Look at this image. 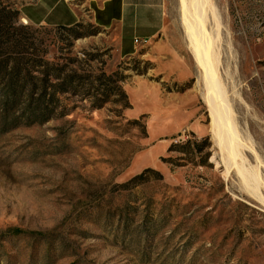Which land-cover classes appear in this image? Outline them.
Here are the masks:
<instances>
[{
	"label": "rangeland",
	"instance_id": "obj_1",
	"mask_svg": "<svg viewBox=\"0 0 264 264\" xmlns=\"http://www.w3.org/2000/svg\"><path fill=\"white\" fill-rule=\"evenodd\" d=\"M34 1L0 0L17 10L6 21L50 56H77L78 70L126 76L131 107L75 97L64 117L0 134V264H264V202L226 168L211 137L182 0H165L153 41L126 39L121 51L88 15L79 22L85 36L68 47L64 32L23 20L20 8L53 12ZM218 6L228 45L219 71L236 93L248 167L264 183V0ZM146 168L162 179L121 186Z\"/></svg>",
	"mask_w": 264,
	"mask_h": 264
},
{
	"label": "trees",
	"instance_id": "obj_2",
	"mask_svg": "<svg viewBox=\"0 0 264 264\" xmlns=\"http://www.w3.org/2000/svg\"><path fill=\"white\" fill-rule=\"evenodd\" d=\"M10 14L15 16L17 10L0 6V134L64 117L71 110L68 101L75 97L97 99L94 107L109 102L119 103L123 109L131 107L122 86L126 76L117 71L107 74L102 67L95 71L79 68L80 72L77 56H50L42 41L25 31L26 27L6 21ZM80 27L78 22L52 29L64 32L68 47H72L74 41L85 36ZM148 174L162 179L158 171L146 168L121 186L126 189L144 183Z\"/></svg>",
	"mask_w": 264,
	"mask_h": 264
},
{
	"label": "bare ground",
	"instance_id": "obj_3",
	"mask_svg": "<svg viewBox=\"0 0 264 264\" xmlns=\"http://www.w3.org/2000/svg\"><path fill=\"white\" fill-rule=\"evenodd\" d=\"M218 7V0H182L187 48L200 69L201 96L210 119L209 132L221 151V160L227 169L232 168L241 176L249 195L264 202L261 191L264 183L259 173L248 167L245 158V151L251 149L248 136L238 125L233 109V95L236 93L229 90L219 71L228 45ZM225 74L228 75L227 71Z\"/></svg>",
	"mask_w": 264,
	"mask_h": 264
},
{
	"label": "crops",
	"instance_id": "obj_4",
	"mask_svg": "<svg viewBox=\"0 0 264 264\" xmlns=\"http://www.w3.org/2000/svg\"><path fill=\"white\" fill-rule=\"evenodd\" d=\"M38 1H42V9L53 3V12L42 11L38 14L35 10L24 12L20 8L19 11L24 21L33 25L71 26L88 15L96 26L112 30L117 36L119 51L124 49L126 39H132L134 45L140 46L150 43L163 31L166 22L165 0ZM135 51L136 48H133L129 53H123L122 56H130Z\"/></svg>",
	"mask_w": 264,
	"mask_h": 264
},
{
	"label": "built area",
	"instance_id": "obj_5",
	"mask_svg": "<svg viewBox=\"0 0 264 264\" xmlns=\"http://www.w3.org/2000/svg\"><path fill=\"white\" fill-rule=\"evenodd\" d=\"M135 42H137V40H135Z\"/></svg>",
	"mask_w": 264,
	"mask_h": 264
}]
</instances>
